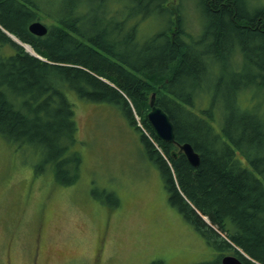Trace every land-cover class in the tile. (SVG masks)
<instances>
[{"label": "trees", "instance_id": "1", "mask_svg": "<svg viewBox=\"0 0 264 264\" xmlns=\"http://www.w3.org/2000/svg\"><path fill=\"white\" fill-rule=\"evenodd\" d=\"M107 1L0 0V136L24 162L35 159V172L50 168L59 185H74L83 160L70 96L118 106L140 133L170 204L206 243L253 264L240 248L264 264V108L242 103L246 91L264 93V6L198 0L196 36L181 5L133 0L142 17L155 12L165 23L140 40L139 23L129 22L137 12L111 13ZM43 15L52 23L36 36L29 26ZM154 93L176 141L200 154L198 167L156 139L148 120Z\"/></svg>", "mask_w": 264, "mask_h": 264}, {"label": "rangeland", "instance_id": "2", "mask_svg": "<svg viewBox=\"0 0 264 264\" xmlns=\"http://www.w3.org/2000/svg\"><path fill=\"white\" fill-rule=\"evenodd\" d=\"M167 1L182 6L187 31L199 36L198 0ZM251 2L264 6V0ZM107 4L111 13L137 12L129 22L139 23L140 40L164 28L163 17L155 12L142 17L133 0ZM39 20L52 23L45 15ZM243 96L244 105L264 108V93ZM70 98L83 160L74 185H59L50 168L35 172V159L24 162L0 136V264H213L221 259L170 204L160 171L122 110L75 94Z\"/></svg>", "mask_w": 264, "mask_h": 264}, {"label": "water", "instance_id": "3", "mask_svg": "<svg viewBox=\"0 0 264 264\" xmlns=\"http://www.w3.org/2000/svg\"><path fill=\"white\" fill-rule=\"evenodd\" d=\"M29 31L36 36H45L48 33V27L40 21H35L30 24ZM151 110L148 113V120L153 128L156 138L164 143L176 144L178 151H173L172 156L177 158L180 153H183L189 164L193 167H198L201 163L200 154L195 151L190 143L180 144L175 139V126L171 121L167 112L156 103V94L154 93L150 99ZM222 264H244L235 256H224Z\"/></svg>", "mask_w": 264, "mask_h": 264}, {"label": "bare ground", "instance_id": "4", "mask_svg": "<svg viewBox=\"0 0 264 264\" xmlns=\"http://www.w3.org/2000/svg\"><path fill=\"white\" fill-rule=\"evenodd\" d=\"M28 49L30 50V51H34L32 48H31V46L30 45H28ZM101 79H103V78H101ZM104 80V79H103ZM106 81H108V80H106ZM157 139V138H156ZM216 231H218L219 233H220V231L217 229V228H215V227H213ZM224 238H226L225 237V234L223 233H220ZM230 242V241H229ZM231 243V242H230ZM233 246V245H232ZM233 247H235V246H233ZM231 252H233L234 250H230ZM236 251H238V252H240L241 253V255H243L245 258H246V254L244 253V251H242L240 248H237V250ZM253 264H259V263H253Z\"/></svg>", "mask_w": 264, "mask_h": 264}, {"label": "flooded vegetation", "instance_id": "5", "mask_svg": "<svg viewBox=\"0 0 264 264\" xmlns=\"http://www.w3.org/2000/svg\"><path fill=\"white\" fill-rule=\"evenodd\" d=\"M244 264H248V263H246V262H244V261H242Z\"/></svg>", "mask_w": 264, "mask_h": 264}]
</instances>
